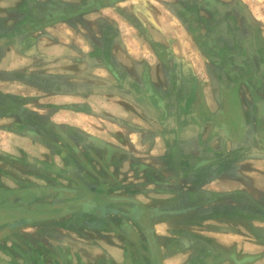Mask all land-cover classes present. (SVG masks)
Returning a JSON list of instances; mask_svg holds the SVG:
<instances>
[{
    "label": "crops",
    "instance_id": "0c3cea01",
    "mask_svg": "<svg viewBox=\"0 0 264 264\" xmlns=\"http://www.w3.org/2000/svg\"><path fill=\"white\" fill-rule=\"evenodd\" d=\"M110 1L0 0V208L38 214L0 220V264H264V94L232 72L234 1Z\"/></svg>",
    "mask_w": 264,
    "mask_h": 264
},
{
    "label": "flooded vegetation",
    "instance_id": "af4514ba",
    "mask_svg": "<svg viewBox=\"0 0 264 264\" xmlns=\"http://www.w3.org/2000/svg\"><path fill=\"white\" fill-rule=\"evenodd\" d=\"M188 14L191 12L193 7L197 5V8L202 9L207 15L214 17L215 15L211 12V8L213 4L209 3L208 0H201L200 3H196L195 5H190L187 2ZM236 5V12L239 16V23L234 19H232L233 27L235 28V33L233 34V42L232 45L235 47L234 53H232L231 58L232 61L237 63L233 66V74L249 76V77H259L261 80L255 87L257 91L264 94V37L261 34L260 26L253 20V18L248 14L247 7L239 0H232ZM107 5H113L112 3H108ZM234 11V10H233ZM217 14H220L219 12ZM225 14V13H224ZM226 16V15H225ZM234 16V15H233ZM192 20V18H191ZM200 24L204 27H210L212 24V19L208 17H200L198 18ZM225 19H219L216 24L220 27H224L226 25ZM211 39V38H210ZM214 39V40H213ZM210 41H215L217 44L225 43L226 41L222 36L215 34V37ZM43 130V127H40ZM46 133L50 131L53 132L52 128L45 129ZM20 132V131H18ZM37 140L40 138L37 137L36 134L32 136ZM262 148V143L259 145Z\"/></svg>",
    "mask_w": 264,
    "mask_h": 264
},
{
    "label": "water",
    "instance_id": "95a60500",
    "mask_svg": "<svg viewBox=\"0 0 264 264\" xmlns=\"http://www.w3.org/2000/svg\"><path fill=\"white\" fill-rule=\"evenodd\" d=\"M110 1V0H109ZM115 1H119V0H111L110 2L113 3ZM97 6V5H95ZM262 125L260 127V136L262 139V148H263V154H264V118L261 119ZM95 201L96 202H109V203H132V204H136L135 200L129 198V197H110V196H106L104 194H97L95 195ZM37 213L36 212H31V211H25V210H16V209H3L0 208V220H4V221H9V219L12 218H21V217H37ZM3 223V221H0V224ZM258 255H254V256H249L246 257V259H248V263L252 260H256L258 259ZM251 258V259H250Z\"/></svg>",
    "mask_w": 264,
    "mask_h": 264
},
{
    "label": "rangeland",
    "instance_id": "374dc122",
    "mask_svg": "<svg viewBox=\"0 0 264 264\" xmlns=\"http://www.w3.org/2000/svg\"><path fill=\"white\" fill-rule=\"evenodd\" d=\"M247 1L251 5V8L255 13V15L260 19H263L264 21V0H247Z\"/></svg>",
    "mask_w": 264,
    "mask_h": 264
}]
</instances>
